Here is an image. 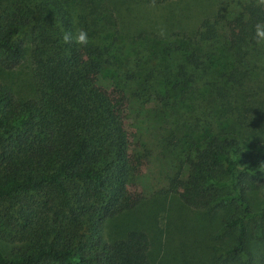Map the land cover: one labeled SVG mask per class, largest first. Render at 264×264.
<instances>
[{
  "label": "trees",
  "instance_id": "obj_1",
  "mask_svg": "<svg viewBox=\"0 0 264 264\" xmlns=\"http://www.w3.org/2000/svg\"><path fill=\"white\" fill-rule=\"evenodd\" d=\"M123 1L0 0V73L29 48L33 85L19 95L0 76V264H153L145 227L125 221L122 235L105 237L107 222L132 211L136 172L115 106L92 78L116 67L143 108L159 103L154 117L190 100L184 130L196 138L168 191L215 215L231 259L264 225V45L253 39L264 10L227 0L191 29L157 35L160 62L125 53ZM80 29L86 46L64 42Z\"/></svg>",
  "mask_w": 264,
  "mask_h": 264
},
{
  "label": "rangeland",
  "instance_id": "obj_2",
  "mask_svg": "<svg viewBox=\"0 0 264 264\" xmlns=\"http://www.w3.org/2000/svg\"><path fill=\"white\" fill-rule=\"evenodd\" d=\"M226 4L227 0H174L168 5L149 0H124L117 4L124 51L132 56H136L137 51L156 53L161 62L166 54L163 53L165 44L157 35H170L178 28L189 30ZM174 40L172 36L166 38L167 45L177 42ZM25 45L29 47L28 42ZM215 60L220 64L227 62L224 56H216ZM175 65L176 55L165 65L164 71L172 75L176 72ZM116 69L115 72L112 68L95 72L92 78L115 106L128 135L129 155L136 172L127 186L132 211L107 222L105 237L122 235L131 224L125 221H131L149 232L153 264H264V225H259L254 238L250 239L248 252L231 259L224 249L231 239L225 229L218 231L221 225L216 226L215 215H204L184 205L178 194L168 191L170 179L179 172L186 158L188 142L196 138L184 130L187 123L183 117L191 116L190 100L178 101V105L164 110L162 116L154 117L151 110L159 103L143 108V101L134 97L135 84L127 81L118 67ZM0 76L15 93L31 94L29 48L17 67L2 71Z\"/></svg>",
  "mask_w": 264,
  "mask_h": 264
},
{
  "label": "clouds",
  "instance_id": "obj_3",
  "mask_svg": "<svg viewBox=\"0 0 264 264\" xmlns=\"http://www.w3.org/2000/svg\"><path fill=\"white\" fill-rule=\"evenodd\" d=\"M252 6L264 10V0H251ZM255 34L253 39L257 45H264V21L258 22L254 26ZM65 43L74 42L78 46H86L89 43L87 31L84 29L78 30L76 33H65L63 36Z\"/></svg>",
  "mask_w": 264,
  "mask_h": 264
}]
</instances>
